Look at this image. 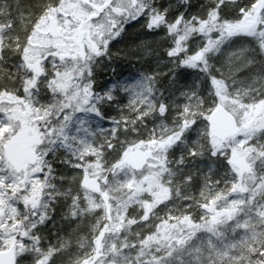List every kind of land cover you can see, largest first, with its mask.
Here are the masks:
<instances>
[{
  "label": "snow or ice",
  "instance_id": "6c2138e0",
  "mask_svg": "<svg viewBox=\"0 0 264 264\" xmlns=\"http://www.w3.org/2000/svg\"><path fill=\"white\" fill-rule=\"evenodd\" d=\"M199 8L170 16L154 0H0L5 264L64 254L67 264H264V0ZM140 18L149 33L164 30L170 67L121 89L128 102L111 127L92 130L88 117L103 119L118 91L96 92V61L120 57L111 42ZM241 35L249 47L225 49ZM129 51L155 47L142 40ZM182 68L202 75L206 94L180 87ZM163 77L180 102L165 99ZM60 149L71 175L54 167ZM198 161L207 163L190 166ZM57 202L75 227L45 247L38 229Z\"/></svg>",
  "mask_w": 264,
  "mask_h": 264
},
{
  "label": "trees",
  "instance_id": "16d2710c",
  "mask_svg": "<svg viewBox=\"0 0 264 264\" xmlns=\"http://www.w3.org/2000/svg\"><path fill=\"white\" fill-rule=\"evenodd\" d=\"M175 4L179 3V10L176 11L175 15L180 14L183 12L185 15H191L195 14L200 10L199 6L201 3L204 2V0H190V3L188 5H184L181 3V0H173ZM247 0H241V3H247ZM181 10V11H180ZM135 22L127 23L124 26V32L121 34L120 37H117L115 40H113L110 44V49L112 52H121L120 57H113L109 59L108 57H103V61H96L97 64L94 66V84H95V90L98 94H103L105 91L109 90L110 88H113L114 86L118 89L117 91V100L114 103L111 104H105L102 106V113H103V119L99 117H88V120L90 122V127L92 130H98V129H105L107 127H111V119L113 117H117L120 114V107L127 104L128 102V95L123 92L121 89L125 87L132 86L136 84L138 81L141 80L142 76L144 75H151L154 72H156V67L153 63L152 55L150 56H143L140 53H136L134 55H131L128 53V50L134 45L137 44L139 33H142V31H139L138 29H134ZM243 36V35H241ZM241 36L233 37L232 39H240ZM245 39H250L246 36H244ZM247 41V40H245ZM248 45L250 46L249 41ZM156 44V45H155ZM159 46L157 43H154L153 45ZM244 46L232 43V47H230V50H235L242 48ZM126 53V54H125ZM165 56V55H164ZM152 61V63H151ZM180 75V84H183L187 87L194 86L193 79L196 81L200 80L202 77L200 74L197 73H190V71H178ZM197 74V75H196ZM191 86H190V85ZM158 87L161 90V83L158 85ZM202 89L201 92L206 94V88L207 84L202 80ZM149 128L154 126V123L150 120L148 122ZM123 139V137H122ZM65 153L62 150H59L56 155L53 157V163L54 167L56 168V171L58 174H65V175H71L73 174L70 172L71 168H69L65 164L60 163V159L64 157ZM111 158V157H110ZM206 161L204 162H197L196 165H190L191 167H204ZM217 171L220 175L223 174L224 166H221L220 164L216 165ZM193 191H197V188H194ZM171 206V205H169ZM162 208V214L164 210V206H161ZM61 209V203L57 202L55 205V212L60 211ZM53 213V214H54ZM63 213V212H62ZM62 215V214H61ZM52 224V223H51ZM75 224V223H74ZM56 230V227H54L52 230ZM59 237H57L55 240H57Z\"/></svg>",
  "mask_w": 264,
  "mask_h": 264
},
{
  "label": "rangeland",
  "instance_id": "374dc122",
  "mask_svg": "<svg viewBox=\"0 0 264 264\" xmlns=\"http://www.w3.org/2000/svg\"><path fill=\"white\" fill-rule=\"evenodd\" d=\"M248 1V0H247ZM9 2H11V0H9ZM154 3L157 7L163 5L165 7H169V12H170V16H174L176 11H178L179 8V3L175 4L173 0H154ZM181 11V10H180ZM133 21H129L128 23H132ZM134 29H138L139 31H142V33H139L140 35L138 36V40H137V44L140 43L142 40L143 41H148L150 42L152 45H154V43H157L159 46H155V53L152 55L153 58V63L155 65V69L156 72H167L170 65L168 64V58L166 57V55L164 54V49L167 47V41L165 39V32L164 30H159L157 32H152L149 33L145 28H143V18H140L139 20H136L135 22V27ZM198 39L196 38V42L198 43ZM250 42V39H245L244 36H241L240 39H230L226 44H225V49L226 50H230V47H232V43L234 42L235 44H239L242 45L244 47H249L248 42ZM156 45V44H155ZM196 47V43H192L191 45V49L190 50H194ZM128 53H130L131 55H134L138 52L135 51H129ZM165 55V56H164ZM103 61V57L99 58L98 61ZM219 57H214L213 58V63H216L217 65L219 64ZM104 62V61H103ZM152 63V61H151ZM97 64V63H96ZM190 71V73H197V70L194 69H190V68H182L179 69L177 71ZM200 74V73H198ZM197 75V74H196ZM200 76H202L200 74ZM246 77L245 73H241L240 74V78L244 79ZM200 80L196 81L195 79H193V84L194 86L199 84L200 86V90L202 89V77ZM161 91L165 92V99L166 100H176V102H180L178 100V92H176L174 89H169L168 88V77H163L161 78ZM190 85V84H189ZM191 86V85H190ZM192 86V87H194ZM180 87L187 90L190 87L184 86L183 84H180ZM191 87V88H192ZM46 99V98H45ZM89 117H95L94 115H90ZM110 128V127H108ZM107 129V127L105 128ZM192 139L195 138V133H189L188 134ZM190 142V141H189ZM61 151L63 149H60ZM180 153L179 151H177L176 155L178 156ZM175 158V157H173ZM72 171L74 170H70V172L72 173ZM162 207H160V209H158V211L161 212L162 214ZM62 210V211H61ZM61 213H59V211L57 212H53L54 214H52V218L47 221L45 224L40 225L38 231L40 232V234L44 237V240L42 241L43 245L45 247L49 246L50 244H54L56 242V238L57 237H61V236H67L68 233H70L72 231V229L75 227V222L73 223H69L67 221H65L62 218V212L64 211V208L61 204V209H60ZM52 223V224H51ZM54 227H56V230H52ZM72 251V250H69ZM71 257L67 254L64 255H57L53 258V264H67V260L70 259ZM33 258L29 257V262L28 264H31V260Z\"/></svg>",
  "mask_w": 264,
  "mask_h": 264
},
{
  "label": "water",
  "instance_id": "95a60500",
  "mask_svg": "<svg viewBox=\"0 0 264 264\" xmlns=\"http://www.w3.org/2000/svg\"><path fill=\"white\" fill-rule=\"evenodd\" d=\"M25 151H26V145L21 144L18 148V153L22 156ZM0 264H5L4 259L2 257H0Z\"/></svg>",
  "mask_w": 264,
  "mask_h": 264
},
{
  "label": "clouds",
  "instance_id": "9594fccd",
  "mask_svg": "<svg viewBox=\"0 0 264 264\" xmlns=\"http://www.w3.org/2000/svg\"><path fill=\"white\" fill-rule=\"evenodd\" d=\"M113 56H116V53L115 52H113Z\"/></svg>",
  "mask_w": 264,
  "mask_h": 264
}]
</instances>
